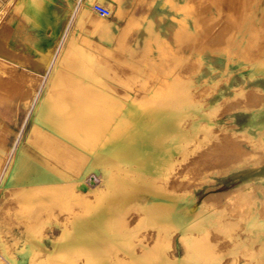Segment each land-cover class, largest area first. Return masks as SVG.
<instances>
[{
  "label": "rangeland",
  "instance_id": "obj_1",
  "mask_svg": "<svg viewBox=\"0 0 264 264\" xmlns=\"http://www.w3.org/2000/svg\"><path fill=\"white\" fill-rule=\"evenodd\" d=\"M5 1L0 25L12 14L23 21ZM52 1L69 33L52 73L10 38L11 58L0 54V140L9 150L0 148L3 162L22 147L0 187V264H264V0ZM66 47L86 49L110 72L88 64L81 83L68 84L71 93L85 92L50 98L67 105L72 121L31 117L35 93L44 89L49 100ZM94 102L109 114L102 130L89 113ZM135 124L170 129L150 133L141 147L157 150L152 164L123 153L126 142L116 141ZM90 151L97 157L88 159ZM56 161L62 166L53 173L45 163ZM142 193L171 201L177 194L204 209L172 220L134 198ZM191 219L200 225L194 221L193 237L182 238ZM202 231L208 236L197 239Z\"/></svg>",
  "mask_w": 264,
  "mask_h": 264
},
{
  "label": "bare ground",
  "instance_id": "obj_2",
  "mask_svg": "<svg viewBox=\"0 0 264 264\" xmlns=\"http://www.w3.org/2000/svg\"><path fill=\"white\" fill-rule=\"evenodd\" d=\"M1 1V0H0ZM5 1V0H4ZM9 0L5 1V3L3 4H7ZM11 1V0H10ZM13 1V5L12 8L16 13H19L22 18L23 21L19 20L15 15H11L7 21H4L1 25H0V54L4 55L3 53H5L7 56L10 55L7 52L10 51V53L13 52V50L9 49L7 47V38H10L11 42L10 44L12 45L14 41L19 42L23 48L34 52L35 56H36V60L37 62H41L43 64V67L45 69H48V72H51L54 70L56 64H57V60L61 59L59 58L60 53L62 51L63 48V44L66 40V38L68 37L69 33L67 34L65 32V30H63V20H64V12L58 7L54 5V2L48 1V3H44L40 0H12ZM211 1V0H210ZM209 1V2H210ZM219 1V0H218ZM221 1V0H220ZM234 1V0H233ZM246 1V0H245ZM186 3V1H183ZM187 2H189L187 0ZM206 2V1H205ZM215 2V1H214ZM213 2V3H214ZM217 2V1H216ZM229 2V1H228ZM232 2V1H231ZM237 2V1H236ZM235 2V3H236ZM182 3V2H181ZM183 3V5L185 4ZM218 3V2H217ZM242 3V2H241ZM2 4V5H3ZM12 4V3H11ZM199 4V3H198ZM204 4V3H203ZM231 4V3H230ZM243 4V3H242ZM202 5V4H201ZM220 5V4H218ZM237 5V4H236ZM235 5V6H236ZM245 5V4H244ZM206 6V5H203ZM202 6V7H203ZM242 6V5H241ZM240 6V7H241ZM247 6V5H246ZM201 6H199V8H202ZM231 7V5H230ZM234 7V6H233ZM232 7V8H233ZM238 7V8H240ZM219 8V7H218ZM203 9V8H202ZM229 9V8H228ZM227 9V10H228ZM244 9V8H243ZM160 10V9H159ZM206 10V8H205ZM204 10V11H205ZM216 10V9H215ZM238 10V9H237ZM236 10V11H237ZM241 10V9H240ZM78 9L77 7L75 8V15L78 13ZM82 11V10H81ZM202 11V10H201ZM203 11V12H204ZM217 11V10H216ZM224 11V9H223ZM235 11V10H234ZM233 11V12H234ZM248 11V10H246ZM177 12V11H176ZM227 12V11H226ZM239 12V11H238ZM1 13V11H0ZM218 13V12H217ZM228 13H232V11L228 12ZM224 14V13H223ZM244 14V13H243ZM81 15V14H80ZM160 15V14H159ZM238 15V14H237ZM71 16V15H70ZM206 16V15H205ZM218 16V15H217ZM220 16V15H219ZM236 16V14H235ZM243 16V15H242ZM81 17V16H79ZM204 17V16H203ZM202 17V18H203ZM209 17V16H208ZM216 17V16H215ZM82 18V17H81ZM205 18V17H204ZM207 18V17H206ZM224 18V17H223ZM234 19V18H233ZM264 19V18H262ZM202 20V19H201ZM204 20V19H203ZM208 20V19H207ZM77 21V20H76ZM81 21V20H80ZM107 21V20H106ZM172 21V20H171ZM206 21V20H205ZM82 22V21H81ZM109 22V21H108ZM202 22V21H200ZM209 22V20H208ZM211 22V21H210ZM218 22V21H217ZM224 23V22H223ZM226 23V22H225ZM201 24V23H200ZM199 24V25H200ZM222 24V23H221ZM98 25V24H97ZM214 25H216L214 23ZM219 25V24H218ZM229 25V24H227ZM253 25V24H252ZM262 25V24H261ZM260 25V26H261ZM201 26V25H200ZM209 26V25H208ZM223 26V25H222ZM225 26V25H224ZM160 27L164 28V21L160 23ZM202 27V26H201ZM205 24L203 26V28H205ZM218 27V26H217ZM228 27V26H226ZM231 27V26H230ZM252 27V26H251ZM258 27V26H257ZM202 28V29H203ZM211 28V27H210ZM260 28V27H259ZM94 29V28H92ZM99 29V28H98ZM197 29V28H196ZM199 29V28H198ZM218 29V28H217ZM221 29V28H220ZM225 29V28H224ZM234 29V28H233ZM264 29V28H262ZM261 29V30H262ZM73 30V29H72ZM211 30V29H208ZM216 30V29H214ZM257 30V28H256ZM260 30V29H259ZM207 31V29H206ZM213 31V30H212ZM222 31V30H220ZM219 31V32H220ZM228 31V30H226ZM110 32V31H109ZM203 32V30H202ZM217 32V31H216ZM215 32V33H216ZM232 32V30L230 31ZM234 32V31H233ZM253 32V30H252ZM94 32H92L93 34ZM95 33L100 34L99 32L95 31ZM206 32H203V34ZM209 33V31H208ZM214 33V32H213ZM212 33V34H213ZM214 33V34H215ZM225 33V32H224ZM228 33V32H227ZM250 33V32H249ZM91 34V33H90ZM207 34V33H206ZM210 34V33H209ZM219 34V33H218ZM217 34V35H218ZM222 36H223V31H222ZM226 34V33H225ZM232 34V33H231ZM230 34V35H231ZM205 35V34H204ZM211 35V34H210ZM228 35V34H227ZM208 36V35H207ZM212 36V35H211ZM220 36V34H219ZM221 36V37H222ZM225 36V35H224ZM229 36V35H228ZM71 37V36H69ZM83 37V36H81ZM100 37V35L98 36ZM204 37V36H203ZM206 38V37H205ZM209 38V37H207ZM211 38V37H210ZM214 38V37H212ZM218 38V37H217ZM224 38V37H223ZM230 38V37H229ZM221 39V38H220ZM228 39V38H227ZM92 40V39H91ZM210 40V39H208ZM219 40V39H218ZM225 40V39H224ZM67 41V40H66ZM222 41V39H221ZM227 42V40H225ZM261 41V40H260ZM69 42V41H68ZM68 42H66L68 44ZM92 42V41H91ZM95 42V41H94ZM97 42V41H96ZM207 42V39L206 41ZM214 42H216L215 40L212 42L214 44ZM61 43V44H60ZM99 43V42H98ZM212 43L210 44V42L208 44H210V46L212 45ZM221 43V42H220ZM91 44V43H90ZM94 44V43H92ZM91 44V45H92ZM222 44V43H221ZM226 44V43H225ZM224 44V45H225ZM233 44V43H232ZM69 44V48H70ZM86 45V44H85ZM95 45V44H94ZM97 45V44H96ZM113 45V44H112ZM216 45V43H215ZM217 45H220L217 43ZM223 46V45H222ZM97 46H95L96 48ZM112 47V46H110ZM213 47V46H211ZM66 47V50L69 49ZM87 48V47H85ZM93 48V47H92ZM85 50V51H84ZM79 49L78 47H75L74 49L71 48V50L67 51L66 55H64V59H65V67L66 69L62 68L56 71V73L53 75V80L51 82V89H50V97L49 100H47L48 98L45 99L44 95H43V91L44 89H42L41 91L37 92L34 94V101L31 102V117L35 114H43L46 117H50L53 118L54 121L56 122H66V121H72L71 119V112L68 113L69 111L67 110V105L61 102H56L54 103L53 101H51L50 98L55 99V100H62L65 97L68 98L66 95H70V94H78L79 92H85L84 89H79V91H75L73 93L69 92V88H68V84L70 82H73L75 84H79L81 83V77H83L85 74V66L89 64V66H101L102 64L100 63L99 60H101L98 56L86 51V49ZM91 50V49H90ZM98 50V49H97ZM96 50V51H97ZM110 50V49H109ZM92 51V50H91ZM112 51V50H111ZM93 53H95L93 51ZM99 53V52H98ZM113 53V52H112ZM8 54V55H7ZM97 54V53H96ZM251 54V53H250ZM258 54V53H257ZM12 55V54H11ZM10 55V58H11ZM23 55V54H22ZM63 55V54H62ZM111 56V54H108ZM113 56V55H112ZM257 56V55H255ZM34 57V56H33ZM20 58V57H19ZM22 58V57H21ZM20 58V59H21ZM19 59V61H20ZM2 60V59H1ZM35 60V59H34ZM62 60V59H61ZM22 61V59H21ZM35 61V62H36ZM6 62V61H4ZM12 62V61H11ZM10 62V63H11ZM105 63V62H104ZM103 63V64H104ZM8 64V63H7ZM24 64V63H23ZM99 64V65H97ZM103 66V67H102ZM101 67L103 69H101L102 71H105L107 74H109L110 70L109 68H111L110 66L105 67L104 65H102ZM123 69L126 68V65H123ZM113 67V66H112ZM115 67V66H114ZM2 68V67H1ZM38 68V67H37ZM105 68V69H104ZM116 68V67H115ZM5 69V67H4ZM7 69V68H6ZM8 70V69H7ZM5 70V71H7ZM12 71V70H11ZM1 72V71H0ZM13 72V71H12ZM113 72V70L111 71ZM125 71H123V74L127 75V73H124ZM2 73V72H1ZM11 73V72H10ZM104 73V72H103ZM116 75H118L115 72ZM11 75V74H10ZM13 75V74H12ZM24 75V74H23ZM107 76V75H106ZM20 77V76H19ZM15 78V77H14ZM50 78V77H49ZM8 79H6L7 81ZM22 80V78H21ZM27 80V79H26ZM12 83L13 79H11ZM258 81V80H257ZM262 81V80H261ZM260 81V82H261ZM104 82V81H103ZM259 82V81H258ZM46 83V82H45ZM1 84V82H0ZM17 84L19 85V83L17 82ZM28 84V83H27ZM12 85V84H11ZM17 85V86H18ZM6 86V85H5ZM15 86V85H14ZM16 86V88H17ZM21 86V84H20ZM30 86V85H29ZM47 86V85H46ZM23 87V86H22ZM32 87V86H31ZM10 88V87H9ZM25 88V87H24ZM5 89V88H4ZM16 90V89H15ZM2 91V88H1ZM5 91V90H4ZM25 90L24 95L26 93V95H30L31 94V90L27 91ZM6 92L9 93V90ZM10 92H13L12 90H10ZM12 94V93H10ZM25 95V96H26ZM10 96V95H9ZM70 98V97H69ZM2 99V98H1ZM144 102V100H143ZM145 103V102H144ZM144 103H142L143 105H141L142 107H147V105H145ZM24 104H30L28 101H25ZM98 105V107H97ZM91 117H99V124L96 123V128L99 130H102L103 127L106 125L105 123H108V117L109 114L107 112V114H104V109L101 108L100 104H97V102H94L92 104V107L89 111ZM244 122V121H243ZM71 124H68V126ZM103 126V127H102ZM170 129L168 127H164V128H155V129H148L147 130V126L141 125V124H135V125H131L130 127L125 129V132L127 135L125 136H120L118 137V141H122L123 140L126 142L127 145L125 146H121V147H126L127 149L124 150L123 153L125 152H129V156L134 155V157L136 156V154L138 155V159L139 161H141V164L144 163H148V164H152V161L155 160L157 157L156 154H158L157 150L155 148H153L152 146H150L147 151H143L141 150V147L145 146V141L149 140V137L151 136L152 133H159L156 135H160V134H164L166 133V135L168 134L167 132H169ZM83 132V131H81ZM151 133V134H150ZM29 135V134H28ZM169 135V134H168ZM42 136V135H41ZM154 136V135H153ZM39 137V135H38ZM37 137V138H38ZM42 138V137H41ZM45 138V137H44ZM85 138H87V136H85ZM40 139V138H39ZM44 140V139H43ZM42 140V141H43ZM49 142H51L49 140ZM54 144V143H53ZM37 146V145H36ZM41 145H39L40 147ZM56 146V145H54ZM148 146V145H147ZM8 146H6L5 144V140L2 139L0 140V148H2V150L7 149ZM38 147V146H37ZM36 147V148H37ZM38 147V148H39ZM43 147V146H42ZM41 147V148H42ZM140 147V149H139ZM134 148H137L134 149ZM125 149V148H124ZM8 150V149H7ZM9 151V150H8ZM113 151V150H112ZM5 152V151H4ZM22 152V147L18 146L16 149H14L13 151L10 150L9 156L6 158L3 162L2 158L0 157V187L2 186V184L4 183V181L8 178V176L11 174V171L14 168V165L16 164V162L19 161L20 159V154ZM98 151H90L89 154L86 153L88 159H93L97 157V153ZM1 153V152H0ZM41 153V152H40ZM39 153V154H40ZM6 154V152H5ZM4 155V153H3ZM41 155V154H40ZM1 156V155H0ZM5 156V155H4ZM45 155L43 154V157ZM143 158V159H142ZM135 159V158H134ZM19 164V163H18ZM17 165V164H16ZM20 165V164H19ZM46 167L52 168V172L53 173H57L59 172V167H61L62 165L60 164V162L56 161V163L54 162V164L50 163V162H46L45 163ZM69 165V164H68ZM163 165V164H162ZM141 166V165H140ZM164 166V165H163ZM18 167V166H17ZM134 170V169H133ZM18 171V170H17ZM51 172V173H52ZM134 174V173H133ZM141 176V175H140ZM154 179V178H153ZM152 183V182H151ZM175 185V184H174ZM177 185V183H176ZM176 187V186H175ZM174 188V187H173ZM171 189V187H170ZM156 190V188H155ZM161 190V189H159ZM169 190V189H168ZM175 190V189H174ZM163 190H161L160 192H162ZM170 191V190H169ZM144 192V191H143ZM135 194V193H134ZM169 194V193H168ZM138 196H140V198H137ZM174 199L168 200L165 198H157V197H152L150 195H148L147 193H142V194H136L135 195V199L137 198L138 200H141V204L143 206H146L148 208H151L154 206V208H156L155 212L164 216L165 218H169L172 220H179L181 222H185L190 220V218H188V213L187 212H191L192 214H194L193 216L196 218V216L199 214L200 212V208L198 205H196V203L194 202H189V201H185L184 199L181 201V199L179 198V196L176 194H174ZM136 199V200H137ZM127 200V199H126ZM137 200V201H138ZM206 202V201H205ZM206 204V203H205ZM207 205V204H206ZM206 207V206H205ZM204 209V208H203ZM190 217V216H189ZM192 217V218H194ZM198 219V218H197ZM192 220V219H191ZM79 221V220H78ZM192 220L191 222H193L192 224L188 225L190 226L189 230L191 231H185V233L183 234L182 238H192L193 237V227L196 225V223L199 221H195ZM85 222V223H84ZM204 222L203 220L201 221V223ZM84 223V224H83ZM82 225L86 224V221H83ZM198 224V223H197ZM193 225V227H192ZM200 225V223L198 224ZM197 225V226H198ZM187 227V226H186ZM199 227V226H198ZM197 227V228H198ZM188 228V227H187ZM195 229V227H194ZM100 230V229H99ZM102 230V229H101ZM188 230V229H186ZM97 231V230H96ZM205 231V230H203ZM202 231V232H203ZM100 234V232H98ZM102 233V232H101ZM200 233V232H199ZM207 233V232H206ZM203 234H205L204 232L202 234H200L201 236H197V239H200V237H204V236H208L207 234L202 236ZM89 234L87 233L86 236H88ZM186 239V240H187ZM196 241V238H193ZM202 239V238H201ZM211 239V238H210ZM218 239V238H217ZM97 240V239H96ZM191 240V239H189ZM206 242L200 240V243L203 242V244H205L204 246L207 247V245L209 243H207V238L205 239ZM209 240V238H208ZM194 242V240H191ZM199 241V240H198ZM212 241V240H211ZM95 242V241H94ZM192 244H194L196 246L197 243L199 242H194ZM209 242V241H208ZM96 244V243H95ZM94 244V245H95ZM207 244V245H206ZM91 245H93L91 243ZM200 245V244H198ZM197 245V246H198ZM88 246V244H87ZM204 247V248H205ZM215 247V246H214ZM213 247V248H214ZM201 248V249H204ZM208 250L210 247H207ZM206 248V251H207ZM212 248V246H211ZM199 249V248H198ZM189 251V250H188ZM186 251L188 254L189 252ZM200 251V250H198ZM205 251V252H206ZM197 252V250H196ZM211 251H209L208 253H210ZM198 253V252H197ZM203 253V252H202ZM188 254L185 255L184 254V259L186 260L188 258ZM192 255V253H190ZM201 254V253H200ZM205 254V253H204ZM207 254V253H206ZM209 255V254H208ZM204 257V256H203ZM2 259V258H1ZM4 260V259H3ZM5 261V260H4ZM29 264V263H28Z\"/></svg>",
  "mask_w": 264,
  "mask_h": 264
},
{
  "label": "built area",
  "instance_id": "obj_3",
  "mask_svg": "<svg viewBox=\"0 0 264 264\" xmlns=\"http://www.w3.org/2000/svg\"><path fill=\"white\" fill-rule=\"evenodd\" d=\"M93 9L101 15H109L108 9L101 4L95 3Z\"/></svg>",
  "mask_w": 264,
  "mask_h": 264
}]
</instances>
